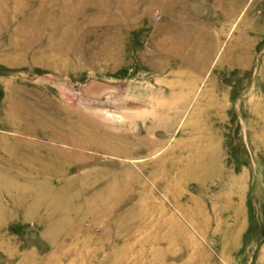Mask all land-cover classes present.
Masks as SVG:
<instances>
[{"label":"rangeland","instance_id":"obj_1","mask_svg":"<svg viewBox=\"0 0 264 264\" xmlns=\"http://www.w3.org/2000/svg\"><path fill=\"white\" fill-rule=\"evenodd\" d=\"M0 264H264V0H0Z\"/></svg>","mask_w":264,"mask_h":264},{"label":"bare ground","instance_id":"obj_2","mask_svg":"<svg viewBox=\"0 0 264 264\" xmlns=\"http://www.w3.org/2000/svg\"><path fill=\"white\" fill-rule=\"evenodd\" d=\"M167 109H168V111H170L171 108H167ZM161 112H163V111L161 110ZM174 112H175V110H174ZM174 112H173V113H174ZM180 112H181V111H178V114H179ZM152 114H153V113H152ZM176 116H177V115H176ZM33 168H34V167H33ZM45 170H46V169H45ZM26 171H28V173H32V172H33L31 169H26ZM46 171H47V170H46ZM49 171H50V170H49ZM41 172H42V171H41ZM44 173H45V172H44ZM44 173H43V174H44ZM41 174H42V173H41Z\"/></svg>","mask_w":264,"mask_h":264}]
</instances>
